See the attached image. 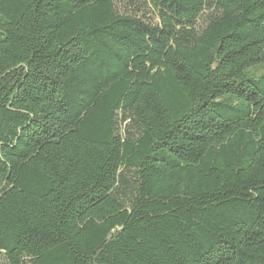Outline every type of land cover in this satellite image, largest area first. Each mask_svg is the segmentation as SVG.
Here are the masks:
<instances>
[{"label":"trees","instance_id":"16d2710c","mask_svg":"<svg viewBox=\"0 0 264 264\" xmlns=\"http://www.w3.org/2000/svg\"><path fill=\"white\" fill-rule=\"evenodd\" d=\"M0 264H264V0H0Z\"/></svg>","mask_w":264,"mask_h":264}]
</instances>
